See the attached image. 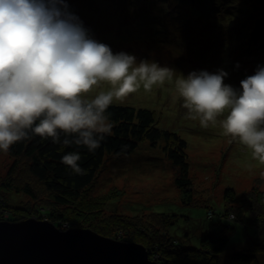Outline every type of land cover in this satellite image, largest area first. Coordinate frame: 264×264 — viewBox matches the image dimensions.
<instances>
[{
    "label": "rangeland",
    "instance_id": "rangeland-1",
    "mask_svg": "<svg viewBox=\"0 0 264 264\" xmlns=\"http://www.w3.org/2000/svg\"><path fill=\"white\" fill-rule=\"evenodd\" d=\"M206 1L208 5H201L199 10H197L198 6L193 7L194 4L191 1L192 11H201L207 15L201 16L200 20L195 18L194 21H191L189 16H185L178 29H175L171 22L180 20L182 17H180V9L174 8V4L169 2L166 3L167 7L156 11L158 2L157 0L152 1L148 14L154 22L148 25L151 29L161 27L158 20L160 13L166 34L163 39L158 42L161 36L158 39L147 37L150 42L140 41L130 45L128 42L122 43L114 47L112 51L135 55L138 62L140 60L156 62L162 67L173 69L175 76L182 74L186 77L190 72L201 70L215 73L223 69L228 73L225 83L237 88V84L240 85L238 80L245 78L238 77L236 81V76L241 71H243L241 73L243 76L244 73L247 76L254 75L251 62L242 58L243 52L235 54L236 51L228 53L223 50L219 55L218 48L222 44L225 47L228 38L233 33L239 34V28L237 23H229L225 20L223 23L219 20L215 26V20L225 15L226 12L212 9L215 6V0ZM231 1L233 0H227V3ZM256 1L257 6L252 19L254 21L257 18L263 19L264 13L261 3L264 0ZM239 2L241 1H235L234 6L236 7ZM120 4H125L127 8L131 6L136 8L131 0H123ZM73 7H77L75 3ZM257 7L258 11H256ZM119 14L122 17V12L119 11V13H113L111 19L117 20ZM137 15L139 17L141 14ZM249 15L250 13L246 17L248 18ZM139 18L143 21L141 16ZM198 22L199 24L195 25ZM132 25L131 28L138 27V24L133 23ZM114 27L119 34L125 33L122 30V24L117 23ZM175 30L176 32L173 33ZM92 38L104 43L97 35ZM109 87L108 84L101 83L92 90L89 96H95L99 91H107ZM113 104L152 109L155 111V117L161 129L175 131L187 141L186 153L195 190L194 203L198 206L188 207L181 204L179 190L174 185L175 169L163 152L165 143L162 141L153 147L149 141H144L130 155L106 158L93 188L91 204L88 203V206L93 208V211L89 213L95 212V216L123 214L138 216L142 220H149L151 212L178 214L180 215L179 221L171 233L181 239H186L185 235L188 233L200 234L202 228L205 229L208 225H214L213 231L218 235H222L221 230L225 226H232L233 228L226 229V236L230 240L228 252L248 251L251 253L250 250L254 245L250 238L255 236L257 226L264 228V164L253 159L251 150L238 139L224 134L222 120L226 113L225 116L218 117L215 124L210 123L207 128L202 127L199 118H189L187 109L183 107V99L175 90L174 81L156 85L150 92H145L141 87L137 92L123 100L114 101ZM14 162L15 159L9 155V152L7 154L0 152V204L6 192L5 199L12 206L4 208L7 213L0 210V216L5 220L11 215L14 219H18L14 222H21L34 218L31 217L35 215L32 211L34 201L24 193H18L16 190L9 192L4 189L7 182L14 183L15 181L17 184H24L30 180L27 177L25 161L18 164L11 179L7 180V175ZM229 188L236 192L237 200L233 204H227L224 201V193ZM35 189L40 191L41 186L35 183ZM45 198H47L46 193H43L40 199L43 201ZM212 210L217 215L212 220L215 224L208 223L206 220L207 213ZM28 211L30 216L27 215ZM226 213L231 222L225 218ZM220 215L223 218H219ZM65 227L61 230L73 228L67 225ZM261 235H264V231ZM261 241L264 242V237ZM186 243L190 247L198 246L199 238L191 236ZM253 250L254 253L256 249L253 248ZM254 255L258 264L259 262L264 264V253L256 251ZM226 256L227 254L224 260H227Z\"/></svg>",
    "mask_w": 264,
    "mask_h": 264
},
{
    "label": "clouds",
    "instance_id": "clouds-1",
    "mask_svg": "<svg viewBox=\"0 0 264 264\" xmlns=\"http://www.w3.org/2000/svg\"><path fill=\"white\" fill-rule=\"evenodd\" d=\"M68 8L66 0H0V152L39 136L61 151L74 145L94 153L112 133L114 101L174 81L189 118L207 128L226 113L224 134L264 164V66L239 89L225 83L223 69L175 76L156 62L114 53ZM101 83L109 89L90 97ZM81 158L73 151L61 163L85 175Z\"/></svg>",
    "mask_w": 264,
    "mask_h": 264
},
{
    "label": "trees",
    "instance_id": "trees-1",
    "mask_svg": "<svg viewBox=\"0 0 264 264\" xmlns=\"http://www.w3.org/2000/svg\"><path fill=\"white\" fill-rule=\"evenodd\" d=\"M131 1L136 5V8L133 6L127 8L125 4H120V2L123 3V0H66V3L69 5L68 10L79 17L89 30L90 35L92 37L99 36V39L101 38L104 44L107 43L111 49L127 42L129 45L140 41L148 42L147 37L158 39L161 36L158 40L160 42L166 35L161 14L159 13L158 16L161 27L151 29L148 25V23L154 22V19L148 14L154 0ZM191 1H193V7L198 6L197 10L201 5H208L206 0H157L156 11L167 7L166 3H173L174 8L180 9V17L182 16L180 20L171 22L172 26L178 29L185 16H189L190 20L194 21L195 18L200 20L201 16L207 15L201 11H192ZM235 1L237 0L227 3V0H215V6L212 7L214 11L222 10L223 13H227L215 20V26L219 20L222 23L225 20L229 23H237L239 28V34L233 33L228 38L226 46L223 47L222 44L218 48V52L219 55L223 50L228 53L236 51L235 54L243 52L242 58L251 62L252 72L255 74L258 66H264V13L263 19L257 18L254 21L252 19L257 1L240 0L241 2L236 7L234 6ZM73 3L77 6L76 8L73 7ZM261 3L264 7V2ZM240 4L241 6H239ZM119 11L122 12V17L119 14L117 20L113 21L112 14L119 13ZM256 11H258V7ZM177 12L179 13V11ZM248 13L250 15L247 18ZM137 14H141L143 21ZM117 23L122 24L124 34H119V31L114 27ZM133 23L138 24L136 29L131 28ZM198 24L199 22L195 25ZM231 29L233 28L231 27ZM175 32L176 30L173 33ZM241 73L243 71L236 76V81L238 77H247L245 73L244 76ZM241 80L243 78L238 81ZM237 85V89H239L240 85ZM108 115L113 124L112 133L102 141L101 147L94 153L74 145L61 151L60 145L54 144L51 139H42L39 136L17 142L9 151V155L15 159V162L7 175V180L11 179L10 177L21 161H25L27 177L30 180L24 184H17L15 181L14 183L7 182L4 189L9 192L16 190L18 193H24L34 201L32 211L35 215L31 217L36 220L51 222L60 229L66 228L67 225L73 228L91 229L102 236L125 243L138 242V244L144 245L153 262L158 261L157 263L161 262V264H258L254 254L256 251L264 253V242H260L264 237L261 235L264 231L263 227L257 226L255 236L250 238L254 245L253 248L256 249L254 253L253 248L250 250L251 253L248 251L232 253L228 252L230 240L226 236V229H231L232 226H225L221 230L222 235H218L213 231L214 225H208L205 229L202 228L200 234L188 233L185 235L186 239H181L171 233L179 221L180 215L178 214L151 212L149 220H142L138 216L123 214L95 216V212L89 213L93 211V208H90L88 203L92 201L93 188L106 158L130 155L144 141H149L153 147L162 141L165 143L163 152L175 169L174 185L179 190L181 204L188 207L198 206L194 203L195 190L186 153L187 141L175 131L161 129L155 117V111L152 109L112 104L108 109ZM73 151L80 152L82 158L78 163L86 169L85 175H76L70 167L61 163L62 156ZM35 183L41 186L40 191L35 189ZM43 193H46L47 198L42 201L40 196ZM4 194L0 210L7 213L4 208L12 206L7 202ZM236 197L234 189L229 188L224 193V201L227 204L235 203ZM29 214L28 211L27 215L30 216ZM215 217H217L216 212L212 210L207 213L206 220L208 223L213 222ZM219 218H223L222 215ZM225 218L230 221L227 213ZM16 220L18 219H14L10 215L2 221L14 222ZM191 236H198V246L190 247L186 243ZM226 254L227 260H224Z\"/></svg>",
    "mask_w": 264,
    "mask_h": 264
},
{
    "label": "water",
    "instance_id": "water-1",
    "mask_svg": "<svg viewBox=\"0 0 264 264\" xmlns=\"http://www.w3.org/2000/svg\"><path fill=\"white\" fill-rule=\"evenodd\" d=\"M0 264H159L138 243L33 218L0 222Z\"/></svg>",
    "mask_w": 264,
    "mask_h": 264
},
{
    "label": "built area",
    "instance_id": "built-area-1",
    "mask_svg": "<svg viewBox=\"0 0 264 264\" xmlns=\"http://www.w3.org/2000/svg\"><path fill=\"white\" fill-rule=\"evenodd\" d=\"M4 218H2L1 216H0V221H2Z\"/></svg>",
    "mask_w": 264,
    "mask_h": 264
}]
</instances>
